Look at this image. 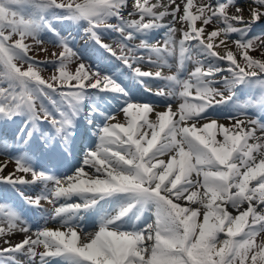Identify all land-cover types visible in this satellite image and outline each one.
I'll return each mask as SVG.
<instances>
[{"label":"snow or ice","instance_id":"snow-or-ice-1","mask_svg":"<svg viewBox=\"0 0 264 264\" xmlns=\"http://www.w3.org/2000/svg\"><path fill=\"white\" fill-rule=\"evenodd\" d=\"M128 3L0 0V84L6 85L0 87V151L7 153L11 147L19 152L12 157L16 172L31 175V179L16 172L0 175V184L15 189L17 185L40 182L44 187L39 196L24 198L27 208L9 203L7 198L0 201V239L6 245L0 246V264H21L18 256L27 257V264H264V95L258 101L237 106L257 107L260 115L256 119L228 116L235 121L229 127L208 114L209 109L229 101L236 103L238 87L259 85L264 92V59L249 54L250 49H264V35H249L264 20V0H252L247 18L236 0H157L154 4L134 0L128 15H138L139 19L126 20L121 10ZM26 5L35 11L26 13ZM56 9L64 11L58 14ZM231 9L234 12L230 14ZM112 17L119 23L107 27L122 38V54L118 57L97 31ZM165 17L171 18L168 24L163 23ZM65 21H86V26L80 25L83 31L104 52L132 69L141 83L145 77L169 82L170 91L161 89L154 94L163 98L160 104L165 110L157 111L152 103L125 99L119 109L125 123L113 124L110 121L114 115L91 103L81 121L90 89L123 97L129 94L110 74V68L81 62L74 73L66 71L68 62L80 54L55 26ZM176 23L187 26L179 41L175 39ZM213 24L222 27L206 32L205 28ZM161 28L165 29L163 47L150 45L147 39L136 46L125 43L137 34L146 37ZM45 30L63 47L58 55L53 54L56 61L47 62L59 69L53 82L40 76L37 65L41 62L28 55L29 45L24 42L28 37L42 42L40 34ZM234 33L237 38L232 43L237 53L228 43ZM14 36L19 39L13 42ZM220 37L215 46L223 45V54L214 50ZM177 44L180 67L186 60L196 65L187 78L133 68V64L145 60L143 55H136L139 49L149 52V62L154 53L161 67H171L166 57L175 52ZM237 55L243 64L237 61ZM17 62L26 63L27 69L22 70ZM220 85L228 90L227 96ZM175 99L181 102L174 112ZM152 113L155 119H149ZM174 116L179 118L174 120ZM100 117L103 121L97 124ZM186 121L191 124L186 125ZM44 122L50 131L42 129ZM89 132L96 137L95 146L86 149L72 175L58 177L37 171L26 150L34 141L43 148L55 144L67 159L78 141L87 140ZM164 156L168 159H161ZM85 166L93 170L91 175L85 172ZM5 167L6 163H0V173ZM73 195L80 196L82 202L63 203L48 214L49 218H59L64 230L37 226L32 233L23 219L29 211H47L42 209L41 200L55 204ZM111 198H115V214L105 213L97 231H86L85 214ZM183 201L189 206H182ZM228 206L238 215H232ZM153 209L154 220L136 227L144 213ZM125 223L132 227L126 230ZM16 232L26 235L12 244L9 237ZM146 239L152 243L146 244ZM41 247L43 251H38Z\"/></svg>","mask_w":264,"mask_h":264},{"label":"rangeland","instance_id":"rangeland-1","mask_svg":"<svg viewBox=\"0 0 264 264\" xmlns=\"http://www.w3.org/2000/svg\"><path fill=\"white\" fill-rule=\"evenodd\" d=\"M61 2L67 3L68 0H60ZM178 1V0H177ZM76 2H80V0H76ZM133 3L134 0H129V3L125 6V8H123L122 14L124 17H126L127 19H136L139 18L138 15H133V16H129L128 13L130 11L133 10ZM157 3V2H154ZM236 3L240 6L243 7V3L244 0H242L240 3H238L236 1ZM23 10L26 13H31L33 11H35L33 8H31L30 5H26L24 6ZM53 11V10H51ZM56 13H62L64 10L62 9H56L54 10ZM50 12V11H49ZM234 12V9L230 10V14ZM109 24L110 25H117L119 23V21H117L116 18H109ZM262 25L260 27L256 26V29L253 31V33H250L249 35H264V20H262L260 22ZM108 24V25H109ZM81 25L86 26V21L84 23H81ZM55 26L59 29L61 36L64 37H69L70 38V45L73 48L74 51H76L78 54V56L73 57L71 59L70 62H68L67 64V68L66 71L74 73L75 70L77 69V67L79 66V63L83 62L87 65H92L94 67H96L95 62L93 61V53L92 50L96 49V44L93 42V40L83 31V28L80 26V29L78 33H76V31H74L73 25L70 21H65L63 24H60L59 22L55 23ZM216 27H222V25H217ZM184 29H186V25L184 26ZM187 30V29H186ZM98 34L100 36V38L104 39L105 42H107L108 45H110L113 49V51L115 52H121V43H122V38L120 36L119 33L117 32H112L110 28L107 27V25H100L98 28ZM177 37L179 38L182 35V31L183 28L182 26H180L179 30H177ZM211 31V30H207ZM7 34V33H6ZM77 37V40L74 41V38ZM223 37L217 38L216 41L219 42L220 39H222ZM237 37L231 39L228 41L230 49L234 52L237 53L238 49L236 48V45L234 43H232V40L236 39ZM19 39L18 36H14L13 37V42ZM40 40L42 42L38 43L35 39H32L31 37H28L25 39V43L29 45V56H33L34 58H36V61L41 62L37 65V68L39 70L40 76L45 79V80H50L52 81V77L55 76H59V69L58 66L55 63H47L48 61H56L57 60V55L63 51V47L58 43V40L53 37L51 35L50 32H48L47 30L42 31L40 34ZM225 50V48L223 49ZM226 51V50H225ZM124 52H127V49L124 50ZM57 54V55H53V54ZM250 53H256L258 55L259 59H264V49H261L259 47H257L256 49H250L249 50V54ZM167 60L168 56L166 57ZM237 58H240L239 55H237ZM171 63V66L174 68V65H172V62L169 61ZM18 66H22V70H26L28 65L22 64L20 62H17ZM139 65V64H138ZM251 119V118H250ZM261 133H257V135H260ZM252 141H250L251 143ZM13 150V149H12ZM16 155H20L17 152H15L14 150L11 153V158L13 156ZM162 158V157H161ZM14 162L15 160L12 159ZM83 160H80V162L78 163V165H80L82 163ZM77 165V167H79ZM76 169V168H75ZM49 200H45V203H48ZM185 204H187V206H189V202L184 201ZM193 207H198V205H192ZM243 207H246V205H244ZM202 210V209H201ZM260 209H258L259 211ZM230 213H232L233 215H238V211L236 209H230L229 211ZM202 217L199 219L201 220ZM99 227H96L95 229H93L94 231H97ZM92 230V231H93ZM87 231V230H86ZM91 231V230H90ZM221 237L223 236V234H220ZM260 241V237H257V242ZM145 242H148V240L146 239ZM148 244H151V242H149ZM3 246V245H1Z\"/></svg>","mask_w":264,"mask_h":264},{"label":"bare ground","instance_id":"bare-ground-1","mask_svg":"<svg viewBox=\"0 0 264 264\" xmlns=\"http://www.w3.org/2000/svg\"><path fill=\"white\" fill-rule=\"evenodd\" d=\"M154 2H157V0L156 1H149V3H153L154 4ZM161 2H167V0H161ZM244 5H243V8L245 9V13H244V15H245V18H247L248 17V14H247V8H248V6L249 5H251L252 4V0H244V3H243ZM169 19H170V17H165V21H167V22H169ZM261 22V21H260ZM215 24H213V25H209V26H207L206 28H205V31L207 32V30H212L213 28H215ZM255 28H256V26H254L253 27V31L255 30ZM165 40V39H164ZM164 40L162 41V44L164 45ZM219 44V42L218 41H215V44H214V46L215 45H218ZM216 47V46H215ZM217 48V47H216ZM224 49V46L223 45H220L218 48H217V50H219L221 53H224L225 52V50H223ZM250 55L252 56H254L255 58H257V59H259L258 58V55L256 54V53H250ZM158 60H159V58H157ZM238 62L239 63H241V64H243L244 63V61L241 59V57L238 59ZM146 66V65H145ZM141 66V65H139L138 67H140V69L143 71V70H145L146 68H148L149 70H151V72L152 73H155L156 71H161V73H162V75L163 76H166L167 75V73L169 72V70H166L163 66L161 67L160 66V64L159 65H157V66ZM159 80V79H158ZM154 89V88H153ZM178 105H179V103H175L174 102V100H173V102H172V108H173V111L175 112V111H177L178 110ZM156 110L157 111H161V110H165V108H156ZM151 119H155V114L154 113H152L151 114ZM175 117V116H174ZM173 117V118H174ZM239 119H242V120H247V119H245V118H239ZM124 120V121H123ZM218 121V123H220V124H223V125H225V126H231L235 121H232V120H217ZM203 122H206V121H202V123ZM111 123H113V124H116V123H125V116H124V113L122 112L121 114H119L118 116H116L113 120H111ZM191 124V121H186V125H190ZM22 125V124H21ZM10 131H11V128L9 129V133H10ZM260 135H262V134H260ZM219 138V137H218ZM12 149H11V147H9L8 148V150H7V153H5L4 151H0V163H6L7 164V167H5L4 168V170H3V172L2 173H0V175H8L9 173H14V172H16V163L12 160V158H11V153H12ZM30 156H31V154H29ZM161 159H168V157L167 156H165V157H163V158H161ZM78 166H80V165H78ZM84 170H85V172L86 173H88L89 175H91L92 174V171L93 170H90V168L89 167H87V166H85V168H84ZM73 172L74 171H71L70 172V175H72L73 174ZM16 175H24L25 176V178L26 179H31V175L30 174H23V173H18V172H16ZM38 186H40V182H37L36 183ZM1 186H2V184H0ZM42 188H43V186H41ZM8 188H9V191L11 190V188H10V186L8 185ZM28 194H30L31 195V197L33 198L34 196H39L40 195V193H39V191H28ZM35 198V197H34ZM24 200V197L23 196H19V197H15L14 198V202H16V203H18V202H20V201H23ZM79 201V200H78ZM9 203H12V201H8ZM232 214V213H231ZM233 215V214H232ZM202 220V219H201ZM28 224V223H27ZM28 226H30L31 227V231H32V233H35V231H36V229H35V227H33V226H31V225H29L28 224ZM44 227H47V228H49V229H52V230H55V229H60V230H64V229H62L61 228V226H60V222H59V218H51L49 221H46L45 222V224H44ZM89 232H95L94 230L92 231H89ZM25 233H22V232H16V233H14L13 235H11L10 237H9V239L11 240V243L12 244H16V243H19V242H21L23 239H24V237H25ZM222 238H224V236H222ZM149 242H151V241H148V242H145L146 244H148ZM1 245H3V246H6V245H4L3 244V240L2 239H0V246ZM38 251H43V249H42V247L40 248V249H38ZM21 259H23V261H22V264H27V257H25V256H21L20 257Z\"/></svg>","mask_w":264,"mask_h":264}]
</instances>
